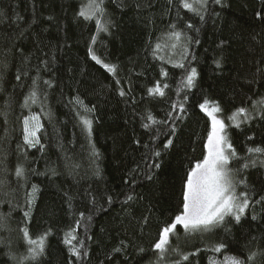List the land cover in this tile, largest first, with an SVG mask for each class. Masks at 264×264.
Instances as JSON below:
<instances>
[{"label":"trees","instance_id":"16d2710c","mask_svg":"<svg viewBox=\"0 0 264 264\" xmlns=\"http://www.w3.org/2000/svg\"><path fill=\"white\" fill-rule=\"evenodd\" d=\"M88 3L0 0V264H158L153 245L182 212L187 174L207 154L205 100L221 110L236 153L230 167L249 207L240 222L207 232L178 226L170 237L176 251L159 264H226L228 257L264 264V151H249L264 149V107L239 127L229 119L264 99V0H208L196 6L199 15L181 0H104L107 15L85 20L78 13ZM98 18L110 21L107 31ZM192 68L198 75L187 87ZM157 84L163 96L149 93ZM33 90L37 102L25 107ZM33 115L40 144L29 147L23 120ZM19 164L26 178L14 175ZM24 228L31 239L44 237L39 261L27 259Z\"/></svg>","mask_w":264,"mask_h":264},{"label":"snow or ice","instance_id":"6c2138e0","mask_svg":"<svg viewBox=\"0 0 264 264\" xmlns=\"http://www.w3.org/2000/svg\"><path fill=\"white\" fill-rule=\"evenodd\" d=\"M171 3V0H169ZM216 4H221V0H214ZM183 8L191 10L199 15V8H204L208 4V0H181ZM78 15L83 17L85 20H92L94 17H104L107 15L106 9L104 7V0H89V3L86 7L82 8ZM258 18L261 17V13L256 14ZM5 18V13L0 11V23H3ZM201 19L204 17L201 15ZM96 25L101 31H107L106 24L110 21H102L101 19H96ZM192 27V25H188ZM170 38H175L180 40L181 33L173 31L170 33ZM157 48H160L161 45L157 44ZM175 47V45H173ZM93 60H96L97 63L100 61L96 58L95 55L92 57ZM104 68L108 72H115V66L104 64ZM219 66V62H217ZM183 67V65H180ZM166 75V73H165ZM198 73L195 68H192L186 77V86H194L196 77ZM16 80H20L21 77L17 75ZM35 80H33V85H35ZM47 83V82H46ZM0 91H3L2 84H0ZM150 94H158L160 96L164 95L159 84L148 90ZM120 95L123 96L125 93L120 92ZM32 103L37 102V93L33 90L25 99V107L28 106V101ZM77 103L82 104L81 101L77 100ZM208 101L205 100L204 103H201L199 107L207 113L211 118L212 131L208 136L206 149L207 154L204 156L203 160L197 162L195 167L187 174V179L184 185L183 191V201H182V212L176 215L173 220H171L167 226L163 227L159 232L158 240L154 243V249L159 253L158 264L160 257H163L168 251H176L175 248H172L170 245V237L175 235L178 230V226H182L183 229L188 232H203L210 231L212 229L218 228L221 225H227L231 222V219L234 218L236 222H240L242 216L245 213V209L249 207V200L247 194L244 192L237 193V186L241 181L236 179V173L230 167L232 158L236 155L232 144L229 142L228 137L224 134L227 125L224 120L219 119L216 113L220 112V108L214 107L209 109L207 107ZM257 103H264V101H257ZM176 107V106H174ZM180 110H183V105L179 106ZM90 111V110H88ZM261 115V113H257ZM237 116H242L244 120L250 118L248 109L241 107L237 109L236 113L229 119H236ZM264 118V116H262ZM147 120L156 123L157 121L151 116L146 117ZM84 125L91 131L92 121L89 119H83ZM23 140L24 143L29 147H36L40 144V137L38 135L42 124L40 123L39 116L33 115L30 117H24L23 120ZM239 123L235 127H239ZM144 128H149V124H143ZM175 132L173 128L169 135H172ZM173 146V141L168 139L166 143L163 144L164 148H170ZM251 152H261L264 149L261 148H252L249 149ZM155 156L160 157L161 153L156 151ZM4 164L3 160H0V166ZM247 167V165H244ZM151 167L159 168V163H154ZM28 169H25L23 164H19L14 171V175L19 178H26L25 174ZM152 179L151 176L147 177ZM4 185V181L0 180V186ZM37 191L36 185H32V193L30 196L34 195ZM128 200H132L133 197L128 196ZM111 201V197H109ZM31 199L28 203L31 204ZM25 217L29 215L28 212H24ZM6 218V217H5ZM253 219H255L253 217ZM23 237L27 239L29 247L27 248L28 257L30 261H39L45 253V241L44 237L40 239H31L30 233L27 228L22 229ZM75 239V236L71 237ZM71 239L66 240L65 242L70 244ZM79 242V241H78ZM224 245L220 244L215 247V251L219 252ZM119 251V250H117ZM143 251V250H141ZM72 253L74 256L79 257L81 255L80 251L72 246ZM11 255V253H10ZM183 260L187 261L189 257L184 255ZM12 259L15 260L16 257L12 256ZM249 260L252 259L251 256L248 257ZM176 264H180L179 261ZM214 264V262H213ZM226 264H245V261L239 259L238 257H228L226 258Z\"/></svg>","mask_w":264,"mask_h":264},{"label":"rangeland","instance_id":"374dc122","mask_svg":"<svg viewBox=\"0 0 264 264\" xmlns=\"http://www.w3.org/2000/svg\"><path fill=\"white\" fill-rule=\"evenodd\" d=\"M263 101H264V99H263ZM207 107H208L209 109H211V108H214V107H216V106H215V105H212V104H209V105H207ZM263 107H264V103H260L259 105L253 107L252 110L248 109V112H249V115H250V118H249V119L244 120V118H243L242 116H237L236 119H234V120L232 119V124H237V123L241 124V123H244V122H246V121H249V120L252 118V116H253L255 113H257L259 110H261ZM246 109H247V108H246ZM216 115H217V117H218L219 119H222V117L220 116L219 112L216 113ZM222 120H223V119H222ZM224 122H225V121H224ZM225 124H226V123H225ZM224 134H226V130H225V133H224ZM237 193H238V189H237ZM203 232H207V231H203Z\"/></svg>","mask_w":264,"mask_h":264}]
</instances>
